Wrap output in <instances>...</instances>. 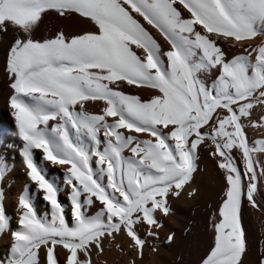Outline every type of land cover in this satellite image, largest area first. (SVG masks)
<instances>
[{"label": "snow or ice", "instance_id": "obj_1", "mask_svg": "<svg viewBox=\"0 0 264 264\" xmlns=\"http://www.w3.org/2000/svg\"><path fill=\"white\" fill-rule=\"evenodd\" d=\"M45 17L92 30L41 38ZM0 37L28 189L13 222L0 158V264H144L177 243L174 202L204 195L202 157L218 188L196 264H244V209L264 201V0H0Z\"/></svg>", "mask_w": 264, "mask_h": 264}, {"label": "bare ground", "instance_id": "obj_2", "mask_svg": "<svg viewBox=\"0 0 264 264\" xmlns=\"http://www.w3.org/2000/svg\"><path fill=\"white\" fill-rule=\"evenodd\" d=\"M63 29L67 33L82 32L92 30L89 23L83 20L71 19L60 20L56 17H45L43 24L38 32L35 33L38 37L51 35L59 29ZM8 37H0V158H6L11 167L10 175L7 178L6 188V206L10 214V218L15 222V202L17 194L20 191H28L25 189V176L22 172L21 159L19 157L20 141L15 134L14 121L11 117L8 106L7 96L8 89L6 86V76L4 74V54L7 44L4 42ZM157 39H159L157 37ZM163 43V42H161ZM95 112V108H91ZM250 136L258 135L249 132ZM261 159H264V154H258ZM40 154L36 153L38 159ZM38 162L39 161L38 159ZM43 163V162H42ZM47 174L50 177H58V182L62 184V174L59 173L57 168L48 166L45 163ZM212 164L207 159L203 158L200 162V168L203 172L197 177L200 182L204 195L198 201L182 200L174 202V216L167 221V228L173 230L176 234L177 243L171 248L161 246L158 252L153 254L148 249H145L144 264H175L176 258L182 256L185 264H196L199 256L203 253L208 243V228L207 219L212 215L215 207L216 197L215 192L218 188L217 183H211L212 178ZM258 182L260 184L261 195L264 196V179L260 178V172L257 171ZM32 192L35 189L29 184ZM59 200L64 203L66 211L70 212V206L67 203L63 190L58 194ZM32 202L35 210L39 215H44L47 212V206L42 200H38L35 194L32 195ZM260 211L251 209L245 206L243 218V231L247 244V253L244 256V264H256L259 252L264 246V201L258 200ZM208 205H212L209 208ZM69 223L71 222L70 216L68 217ZM192 226L193 236L185 237L184 228ZM167 230V229H166ZM165 236V232L161 233V239ZM6 247V241L0 238V252ZM107 264H125L122 256L111 253L104 258Z\"/></svg>", "mask_w": 264, "mask_h": 264}]
</instances>
